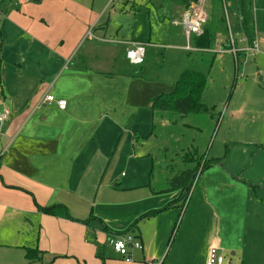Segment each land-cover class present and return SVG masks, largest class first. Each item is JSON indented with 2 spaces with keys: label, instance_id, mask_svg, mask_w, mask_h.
Listing matches in <instances>:
<instances>
[{
  "label": "crops",
  "instance_id": "1",
  "mask_svg": "<svg viewBox=\"0 0 264 264\" xmlns=\"http://www.w3.org/2000/svg\"><path fill=\"white\" fill-rule=\"evenodd\" d=\"M113 2L110 0L107 6ZM210 2L207 1L209 17L212 11ZM253 2L264 5L261 0ZM93 6L95 4L91 5L86 0H11L6 5L8 9L5 11L2 8L0 12V111L8 109L10 113V120L0 137V149L6 148L0 156V239L7 243L2 244V247L18 250L24 257V245H37L43 251L42 262L29 261L34 264H65V260L74 255L89 259L86 255L90 248L97 253L96 258L101 262L99 254H104L107 262L106 243L109 242L113 250L111 241L126 234H133L143 246L141 250L131 251L130 262L113 250L126 263L132 264L134 259L147 261L151 255H162L167 247L171 223L170 220H166V224L162 221L165 226L160 227L157 215L176 206L178 199L182 200L180 190L170 189L169 181L173 177L168 181L169 190L172 191L170 195H165L164 191L157 193L163 188L143 193V200L138 201L133 210L109 202L104 195L100 205L99 196L97 200L93 199L92 191L97 187V179H91L92 175H96L89 149L91 114L102 111L101 118L104 117L103 113L113 109L123 93L121 89L116 92L115 84L110 89L115 98L108 101L98 96L99 99L92 105L88 99L95 87L92 78L106 77L113 81L125 77V74L110 72V65L114 63L116 53L119 54L122 49L119 47L116 52L112 44L124 45L127 49L126 44L122 43L125 41L100 37L105 35V25L94 22L92 25L96 23L95 27L89 26L96 14ZM235 13L238 15L235 28L229 22L228 27L231 33L234 32L236 56L231 48H225L230 42L225 35L217 38L212 51L218 54L217 59L231 54L236 61L237 76H241L238 91H242L251 104L250 112L244 106L240 112L257 114L252 118V125L256 126L254 132L250 128L245 133L246 140L243 143L264 149V72L261 70L264 53L253 55L248 50L250 39H260L256 27L253 34L248 28L250 39L245 32L239 44L235 40V35L241 29L245 30L244 22L247 23L245 0H240ZM91 28L96 36L94 39L86 38ZM181 34L184 37L183 29ZM30 37L35 38L29 41ZM261 37L264 38V35ZM79 46L85 50L77 67L87 72L79 75L84 78L80 87L70 92L66 87H59V83ZM221 48L224 52H217ZM249 56L254 57L257 66L252 80L240 73V64L245 69L244 64L249 62ZM59 72L63 73L61 77ZM108 74L111 76L108 77ZM74 76L66 75L67 79L71 78L68 79V85L73 84ZM252 91L262 94L263 105L259 102L257 106L258 103L252 101L249 96ZM46 93L54 95L56 99L66 100V109H60L56 103H41ZM227 126V137H230L231 127ZM186 170L191 169L182 171ZM236 173L219 161L201 172L200 180H207V183L202 185L205 198L199 199V202L209 208L218 222L217 231L211 234L212 241L207 242L203 249L205 264L210 247L219 248L222 254L229 250L235 256L244 239L250 235L247 226L253 200V181L242 179L241 173ZM220 182H226L227 186L218 185ZM130 189L129 185L123 187L125 191ZM194 194L195 190L186 202L185 212ZM36 202L42 207L61 206L54 216L39 210ZM164 206L167 209L162 211ZM157 210L161 212L152 214ZM92 216L95 218L92 219ZM88 219L91 220L89 224L86 222ZM123 220L124 223L119 224ZM148 220L156 221L150 235L138 228ZM179 232L174 239L172 235L169 239V243L173 239L172 244L177 241L175 254L180 253L182 248Z\"/></svg>",
  "mask_w": 264,
  "mask_h": 264
},
{
  "label": "rangeland",
  "instance_id": "2",
  "mask_svg": "<svg viewBox=\"0 0 264 264\" xmlns=\"http://www.w3.org/2000/svg\"><path fill=\"white\" fill-rule=\"evenodd\" d=\"M10 1L0 0V12L2 8L5 11L8 9L6 5ZM86 1L91 5L95 4L92 8L96 14L89 26L94 22H100L107 27L104 28L105 35L100 37L147 43L146 59L142 65H134L128 60L124 45L112 44L115 45L116 52L119 51V47L122 49L119 54L116 53L115 61L110 65L112 66L110 72L125 74V77L113 81L106 77L92 78L95 87L92 83L93 92L88 98L92 105L99 99L98 96H103L108 101L115 98L114 92L110 90L115 84L116 92L117 89H121L123 93L114 108L103 113L104 117L101 118L102 111L91 114L89 149L96 174L92 175L91 179L94 181L97 179V187L92 191L93 199L97 200L99 196L100 205L104 195L109 202L131 207L133 210L137 202L143 200V193H151L154 192L153 190L163 188L157 193L161 194V191H164L165 195H170L172 191L169 190L168 181L172 177L186 168L197 169L193 183L195 194L187 212L182 206L183 199H178V196L175 208L157 215L160 227L165 226L166 220H170L171 223L164 253L157 257L151 255L147 261L134 259L132 264H149V262L205 264L203 249L207 246L205 245L207 242L212 241L211 234L216 232L218 227L216 217L209 208L203 207L199 202V199L205 198L202 185L207 183V180L203 182L200 176L202 168L208 163L207 158H216L225 166H229L237 173L240 172L242 179L253 181L251 187L253 200L249 211V226H247L250 235L244 239L235 256L229 250L223 251L224 264H264V149L243 143L246 140L245 133L250 128L253 129L250 131L254 132L256 126L252 125V118L257 114L248 113L251 104L247 102V96L242 91H238L241 76H237V64L233 56L230 54L217 59L218 54L212 51L214 47L196 49L193 45L196 50H186L187 41L181 34L182 27L174 25L175 20L181 19L183 12H179L173 0H131L130 2L115 0L109 7L107 4L110 0ZM205 2L208 5L207 0ZM245 2L249 31L253 34L256 27L259 41L262 42L264 41L261 37L264 35V5H260V2L254 3L253 0H245ZM239 3L240 0L210 2L212 11L206 27L212 30L215 38L227 36L230 45L234 32L229 33L228 22L235 28L238 20L235 12ZM106 6L107 10H105ZM95 26L96 23L91 27ZM244 34L245 30L241 29L235 35L238 44ZM34 38L30 37L29 41ZM219 46L221 44L215 48ZM223 48L218 52H224ZM84 50L80 46L77 47L71 63L67 64L65 74L59 72V77L63 74L59 87H66L71 92L77 90L84 82V78L79 75L87 71L77 67ZM248 59L249 62L244 64L245 69L240 64V73L243 77L252 80L253 74L257 72V66L254 57L249 56ZM261 70L264 72V65L261 66ZM187 71L200 72L206 77L201 99L213 114L181 116L152 111L150 109L152 100L156 96L172 93L182 74ZM67 74H75L71 85H68V79L71 78L67 79ZM110 76L108 74V77ZM249 96L252 101L258 103L257 106L259 102L263 105V96L260 92L258 94L257 91H252ZM243 106L248 112H240ZM227 125L231 127L230 137H227L229 132ZM126 185L131 186L132 189L123 190ZM218 185L227 186L226 182H220ZM167 206L162 209H167ZM149 220L138 227L146 235L152 234L156 223ZM162 221H165V224ZM122 223L124 220L119 224ZM178 230H180L179 237L182 238V248L180 253L175 254L177 241L175 240L173 244L172 242ZM171 235L173 239L169 243ZM2 244L7 243H3L0 239V264H34L25 260L24 254L18 250L2 247ZM88 251L86 256H89V259L74 255L66 259L65 264H103L96 258L97 253L95 254L92 248ZM90 254L93 256L91 257ZM106 256L108 258L106 264H128L113 252L109 242L106 243Z\"/></svg>",
  "mask_w": 264,
  "mask_h": 264
},
{
  "label": "trees",
  "instance_id": "3",
  "mask_svg": "<svg viewBox=\"0 0 264 264\" xmlns=\"http://www.w3.org/2000/svg\"><path fill=\"white\" fill-rule=\"evenodd\" d=\"M176 4V7L179 8V12L189 9L193 4L200 2L201 0H173ZM208 1V0H207ZM128 2V1H127ZM133 7V6H132ZM137 9V8H136ZM139 10V9H137ZM246 19V18H245ZM207 23L204 26V33L200 36H193L192 44L197 49H210L215 44L217 38L213 36L212 30L206 27ZM245 32L248 34L247 23L244 22ZM250 39V37H249ZM1 41V40H0ZM253 40L250 39L251 45ZM1 44V42H0ZM228 47L231 48L230 42ZM226 47V48H228ZM1 54V47H0ZM206 85V77L195 71H187L182 74V77L178 80L175 85V88L170 94H162L156 96L152 100L151 110L156 112H169L172 114H179L181 116H187L189 114H206L212 115V111L202 102L201 92ZM10 120V119H9ZM264 146V145H263ZM207 158V157H205ZM208 163L202 168L201 172L208 169L211 165L217 162V159H208ZM197 176V169H191L182 171L176 174L170 181L171 190H180L183 208L188 201V198L193 189L194 178ZM1 177V176H0ZM37 208L42 210L45 214L54 215L58 214L59 208L61 205H53L51 207H42L36 202ZM166 210V209H165ZM164 211V210H162ZM161 211H154L152 214H158ZM92 219L95 217H91ZM90 219L86 222L89 224ZM25 258L30 262H42L43 251L38 248L37 245H24ZM99 257L102 259L103 264H106V258L104 254L100 253Z\"/></svg>",
  "mask_w": 264,
  "mask_h": 264
},
{
  "label": "built area",
  "instance_id": "4",
  "mask_svg": "<svg viewBox=\"0 0 264 264\" xmlns=\"http://www.w3.org/2000/svg\"><path fill=\"white\" fill-rule=\"evenodd\" d=\"M115 1V0H112ZM130 2L131 0H125ZM209 19V9L206 5L205 0H201L198 3L193 4L189 9L183 11L181 19L175 20L174 25L181 26L185 39L187 41L185 45L186 50H196L193 48L192 38L193 36H200L204 32V26ZM229 33H231L230 28H228ZM96 36L93 33V28H91L86 38L94 39ZM231 50L236 56L237 49L234 46L233 38L231 37ZM122 42V41H121ZM127 45L126 57L134 65H141L146 59V46L147 43L144 42H122ZM248 50L257 55L264 53V41L260 42L255 40L253 44L248 48ZM218 52V51H217ZM41 103H56L60 109H66L67 101L64 99H56V97L50 93H46ZM10 119V113L8 109H3L0 111V137L3 135L4 127ZM6 148L0 149V156L3 155ZM111 246L115 252L120 254L125 258L126 261H132L131 251L132 250H141L143 249L141 241L135 237L133 234H126L122 237H118L115 240L111 241ZM225 261L224 255L220 252V249L217 247H210L208 251L206 264H223Z\"/></svg>",
  "mask_w": 264,
  "mask_h": 264
},
{
  "label": "water",
  "instance_id": "5",
  "mask_svg": "<svg viewBox=\"0 0 264 264\" xmlns=\"http://www.w3.org/2000/svg\"><path fill=\"white\" fill-rule=\"evenodd\" d=\"M37 1H39V0H37Z\"/></svg>",
  "mask_w": 264,
  "mask_h": 264
}]
</instances>
